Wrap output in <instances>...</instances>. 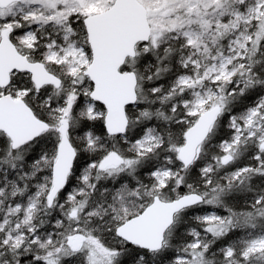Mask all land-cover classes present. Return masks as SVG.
I'll use <instances>...</instances> for the list:
<instances>
[{
    "label": "snow or ice",
    "instance_id": "snow-or-ice-1",
    "mask_svg": "<svg viewBox=\"0 0 264 264\" xmlns=\"http://www.w3.org/2000/svg\"><path fill=\"white\" fill-rule=\"evenodd\" d=\"M0 264H264V0H0Z\"/></svg>",
    "mask_w": 264,
    "mask_h": 264
}]
</instances>
